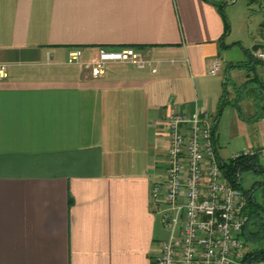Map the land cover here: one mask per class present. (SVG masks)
<instances>
[{"label":"crops","instance_id":"obj_1","mask_svg":"<svg viewBox=\"0 0 264 264\" xmlns=\"http://www.w3.org/2000/svg\"><path fill=\"white\" fill-rule=\"evenodd\" d=\"M221 4L0 0V264H155L176 109L207 114L219 162L264 166V0ZM125 46L152 64L91 75Z\"/></svg>","mask_w":264,"mask_h":264},{"label":"built area","instance_id":"obj_2","mask_svg":"<svg viewBox=\"0 0 264 264\" xmlns=\"http://www.w3.org/2000/svg\"><path fill=\"white\" fill-rule=\"evenodd\" d=\"M79 51L70 52L69 61ZM264 60V51L255 52ZM110 62L130 63L142 68L152 61L133 47L100 48L99 58L86 65L94 77L105 73ZM221 63L209 70L214 74ZM2 74L4 67H2ZM155 70V69H154ZM207 114L190 117L181 110L167 116V170L163 183L152 188L154 200L166 201L170 208L163 220L170 228L161 244L155 264H264L246 257L241 229L247 220L246 199L234 188L219 167L212 128Z\"/></svg>","mask_w":264,"mask_h":264},{"label":"trees","instance_id":"obj_3","mask_svg":"<svg viewBox=\"0 0 264 264\" xmlns=\"http://www.w3.org/2000/svg\"><path fill=\"white\" fill-rule=\"evenodd\" d=\"M230 1L232 0H222L220 8ZM222 107L223 101H221L219 109L221 110ZM219 167L231 186L240 189L246 199L244 212L247 214V220L241 229V237L245 246L251 245L246 251V257L252 261H264V181H255L249 189H244L239 181L242 172L251 169L256 173H264V166L259 162L257 155L245 153L227 161H220ZM259 188H262L260 201L255 196V192Z\"/></svg>","mask_w":264,"mask_h":264},{"label":"rangeland","instance_id":"obj_4","mask_svg":"<svg viewBox=\"0 0 264 264\" xmlns=\"http://www.w3.org/2000/svg\"><path fill=\"white\" fill-rule=\"evenodd\" d=\"M243 1V0H242ZM240 2H241V0H240ZM244 180H245V182H246V185L248 184L247 182H248V180H249V178L251 177V180L253 181V180H256V179H262V178H264V176H263V174H259V173H252V172H249V173H245L244 175ZM245 187V186H244ZM246 188V187H245ZM257 193H261L260 192V190H258L257 191ZM161 235L163 236V237H168V235H169V231L168 230H161ZM251 247V245H246V250L248 249V248H250Z\"/></svg>","mask_w":264,"mask_h":264}]
</instances>
